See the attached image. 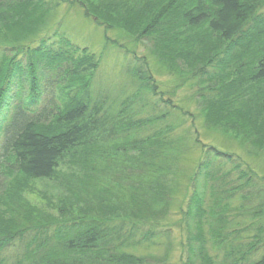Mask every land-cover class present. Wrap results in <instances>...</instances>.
Segmentation results:
<instances>
[{"label":"trees","instance_id":"trees-1","mask_svg":"<svg viewBox=\"0 0 264 264\" xmlns=\"http://www.w3.org/2000/svg\"><path fill=\"white\" fill-rule=\"evenodd\" d=\"M79 1L99 23L110 25L107 29L121 28L131 38H156L161 60L171 66L182 60L190 72L187 79H211L212 71L221 72L224 96L237 95L212 106L210 115L222 116L246 137L256 138L255 144L264 143V0ZM49 4L0 0V264H160L136 250L153 246L168 230L161 221L182 176L177 173L181 148L176 149L168 128L158 125L179 110L171 97L175 94L159 92L134 70L135 90L114 113L104 98L90 92L102 53L47 34ZM122 50L132 71L139 58L129 48ZM230 66L237 67L238 79H230ZM47 71L59 77L54 84L66 83L62 96L54 95L50 83L42 86ZM257 85L262 112L229 110L245 103L249 108L252 100L244 96ZM45 92L51 97L42 105ZM136 104L140 108L134 111ZM163 105L160 114L137 118ZM213 154L233 160L216 149ZM65 160L70 170L60 172ZM197 168L204 170L212 197L210 202L195 192L190 197L194 204L187 202L185 215L196 229L192 238L200 244L189 247L194 259L189 256L185 264H264V231L242 239L251 226H230L231 201L239 188L247 195L256 190L255 172H241L242 184L232 186L225 181L228 173L221 175L223 168L211 160H201ZM192 176L193 184L197 173ZM37 179H58L63 186L58 216L26 198ZM246 206L242 214L249 211L253 221H262L264 200L255 208ZM208 234L223 250L221 258L208 251Z\"/></svg>","mask_w":264,"mask_h":264},{"label":"rangeland","instance_id":"rangeland-1","mask_svg":"<svg viewBox=\"0 0 264 264\" xmlns=\"http://www.w3.org/2000/svg\"><path fill=\"white\" fill-rule=\"evenodd\" d=\"M49 1L51 8L47 13V34L57 39L65 36L77 47H87L92 51L102 53V63L93 75L90 92L95 97L104 98L109 109L111 107L114 113H118L121 101L134 92L135 88L132 83V72L134 70L141 71L144 79H150L152 82L149 85H157L159 92H164L166 95L175 94L171 97L179 105V110L175 112L174 117H170L166 123H158L161 128H168L165 131H168L167 134L171 140L176 141V149L181 148V150L179 149L181 160L177 173L182 176L180 182L176 184L177 191L167 213L168 215L164 216L161 221L169 228L165 233L159 234L160 238L157 239L156 244L148 248L140 246L136 253L138 255H152L154 260H159L160 264H185L189 261V256L194 259L189 247L192 244L194 247L199 246L200 240L192 238L196 234V229L194 223H192V218L188 220L186 218V205L188 201L191 202L190 197L195 192L205 195L207 201L212 197L211 189L206 185L207 178L204 170L200 172L197 168L201 160H211L214 167H222L223 170L220 174L228 173V175H225V181H228V184L232 186L242 184L241 172H255L256 190H252L247 195L243 194L242 189L239 188L233 201H231L232 220L230 226L231 229H239L246 225L251 226L250 229L241 233L239 238L242 239L245 237L253 238L254 235L262 230L264 231V216L262 221L261 219L253 221L249 211L242 214V207L248 205L247 208L249 206L255 208L264 200V191L256 194L260 187L264 188V143L262 145L255 144L253 139L256 138L246 137L238 129L220 120V116L210 115L209 111L212 106L223 104L226 101L225 99L235 98L237 95L236 92H230V94L227 92L224 96L222 90L224 84L219 82L218 79L222 75L221 72L212 71V73H215L211 79H206V77L203 79L200 76L187 79L186 77L190 72H186L187 68L183 65L182 60L178 59L173 66L161 60L157 51L162 48L157 44L156 38L149 36L131 38L129 33L121 28L112 27L107 29L110 25L105 22L99 23L98 19L88 13L86 6L79 0H59L56 4L54 0ZM107 36L110 39L109 42ZM114 40L118 41L117 45L113 44ZM119 44L124 46L122 49L129 48L133 50L132 52H136L139 58L132 63V71L127 69L126 65L129 60L125 58L123 50L118 46ZM236 68V66L227 68L230 79L239 78ZM248 71L247 69L245 73L247 74ZM58 78L55 72L47 71L46 77L42 80V86L50 83L54 95L62 96L61 90L66 83H63V81L59 85L54 84ZM245 86H248V84L246 83ZM260 89L261 87L257 85L245 94L244 100H252L249 108L246 107L249 103H245L243 106L241 104L233 105L229 110L240 112L258 109L262 112L263 102L259 97L261 95ZM50 97L51 95L45 92L42 105L46 104ZM158 98H154L153 101L156 102ZM138 108H140L138 104L134 105V111L139 110ZM164 108L163 105L154 111L148 109L137 115V118L147 119L155 114H160ZM169 128L171 129L169 130ZM1 139L3 141L4 137L1 136ZM213 148L232 155L233 160L229 162L223 155L215 157V154H213L215 149ZM203 150L212 152L208 154ZM235 166H238L237 169ZM70 167L71 164L65 160L60 164L59 171H69ZM194 172L197 173V176L195 183L192 184L191 179ZM212 183L216 184L217 181L210 184ZM25 194L30 202L39 206L44 212L58 216V208L62 205V203H59L65 197L66 192L58 179H37L32 180L30 189ZM187 194H189V198L184 202L183 200ZM248 197H251V199L245 201V198ZM191 203L194 204V201ZM60 219H63V217L61 216ZM256 222L257 224H255ZM210 238L211 235L208 234V251L221 258L223 250L216 247L214 239ZM197 259H195V263H198Z\"/></svg>","mask_w":264,"mask_h":264}]
</instances>
